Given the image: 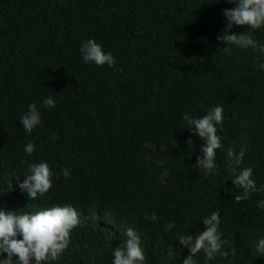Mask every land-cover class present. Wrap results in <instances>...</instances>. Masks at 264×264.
<instances>
[{"label":"trees","instance_id":"1","mask_svg":"<svg viewBox=\"0 0 264 264\" xmlns=\"http://www.w3.org/2000/svg\"><path fill=\"white\" fill-rule=\"evenodd\" d=\"M235 6L0 0V210L35 214L70 206L80 218L67 248L45 264H112L127 228L141 239L144 264H183L190 253L179 236L202 232L216 211L227 255L205 260L201 252L196 264H264L256 251L264 239V210L257 207L264 200V55L236 46L224 53L217 36L226 27L223 11ZM252 35L264 45V26ZM89 39L113 55L114 67L83 62L79 49ZM48 97L54 108L43 106ZM33 103L42 123L29 134L19 120ZM216 106L223 108L216 125L223 149L213 175L192 167L203 141L183 117L202 118ZM30 141L35 151L28 156ZM228 148L245 149L241 168L251 167L262 189L240 203ZM39 162L48 163L52 188L30 200L18 184ZM153 212L158 221L145 219ZM168 222L175 226L165 231Z\"/></svg>","mask_w":264,"mask_h":264},{"label":"clouds","instance_id":"2","mask_svg":"<svg viewBox=\"0 0 264 264\" xmlns=\"http://www.w3.org/2000/svg\"><path fill=\"white\" fill-rule=\"evenodd\" d=\"M226 2L236 6L223 11L226 27L222 34L217 36V40L226 45L223 48L224 53L231 54L229 46H236L240 49L250 48L264 55V45L259 44L252 35V32L264 26V0H226ZM234 26L247 27L251 31L236 34L232 31ZM79 51L85 64L94 63L100 67L107 65L109 68L116 64L113 55L110 52L105 53L102 46L93 39L83 42ZM259 68L264 70V64H260ZM43 106L54 108V99L46 98ZM222 113L223 108L216 106L202 118H193L188 114L183 117L192 135L198 136L203 141L200 155L196 157V163L192 167L202 170L205 174H218L215 171L217 168L216 152L223 149V145L221 138L216 134V125L222 124ZM19 123L29 134L41 125L40 111L35 103L29 105L28 111L22 114ZM52 139L54 140L55 137ZM187 143L192 144L193 142L189 139ZM23 151L31 156L35 151V145L30 141ZM244 155L245 149L237 153L234 149L228 148L226 153L228 167L233 176L232 185L242 189V193L234 197L237 203L249 199L252 193L262 190L256 187V181L252 178L253 169L251 167L241 168ZM62 175L67 178L70 173L63 169ZM23 177L24 180L18 184V187L30 200H35L38 196L43 197L52 188L53 173L47 162L30 164ZM8 188L11 190L10 182ZM228 191L230 192L231 189ZM257 207L264 210V200L259 201ZM145 219L156 222L159 217L153 212L150 217L146 214ZM79 224V213L70 206H54L35 214H17L0 210V254L7 253L6 259L0 258V264H13V257L16 258V264H45L48 260L55 261L67 248L70 233ZM219 225L220 213L216 211L203 220L202 232L194 236H179L178 243L187 247L190 253L183 260V264H196L194 257L201 252L205 260H211L218 254L227 255L221 251L223 244L227 241L222 240V234L218 230ZM174 226V222L166 223L165 231ZM256 251L264 256V239L258 241ZM168 255L170 257L175 255L171 247ZM112 256L114 257L112 264H144L145 254L141 247V239L134 229L125 230L124 244L114 248Z\"/></svg>","mask_w":264,"mask_h":264}]
</instances>
